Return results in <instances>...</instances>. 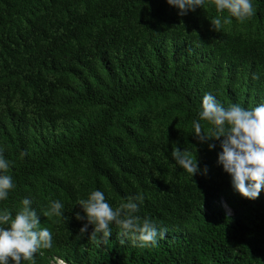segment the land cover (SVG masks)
I'll return each instance as SVG.
<instances>
[{"label": "trees", "instance_id": "1", "mask_svg": "<svg viewBox=\"0 0 264 264\" xmlns=\"http://www.w3.org/2000/svg\"><path fill=\"white\" fill-rule=\"evenodd\" d=\"M209 5L178 15L166 0H0V148L16 185L0 207L14 215L28 197L53 234L21 264H264V189L233 190L216 162L223 137L201 143L191 123L205 92L225 107L264 102V0L219 31ZM176 147L207 174L177 166ZM94 189L112 207L142 194L136 215L164 236L140 248L115 224L103 243L92 225L80 234L76 203ZM51 200L62 217L43 215Z\"/></svg>", "mask_w": 264, "mask_h": 264}, {"label": "clouds", "instance_id": "2", "mask_svg": "<svg viewBox=\"0 0 264 264\" xmlns=\"http://www.w3.org/2000/svg\"><path fill=\"white\" fill-rule=\"evenodd\" d=\"M166 3L175 7L178 15H184L189 10L202 8L205 0H166ZM209 6L214 7L218 14L209 20L214 31H219L230 17L237 22H244L252 18L256 11L253 0H210ZM225 11L228 15H220ZM202 121L211 127L202 130ZM191 123L192 133L201 143L223 137L219 140L221 150L217 153L216 162L229 174L233 190L245 198L255 199L264 189V102L251 108L238 103L225 107L212 93L205 92ZM207 147L212 149L214 144L207 143ZM171 157L177 166L191 176L196 173L207 174V166H198L196 155L194 158L187 150L172 148ZM10 163L0 148V201H6L10 191L16 187L12 176L7 174ZM143 199V195L137 193L126 202L112 207L101 190L90 191L86 199L76 203L83 215L79 211L74 215L78 220L85 221L78 232L83 235L92 225L88 237L93 242L103 243L112 233L110 225L115 224L121 237L133 245L140 248L154 247L158 237L164 236L165 229L158 227L147 216L141 218L136 215ZM31 203L28 197L22 198L21 207L14 215L7 207H0V264L31 261L38 250L52 247L53 234L47 227H40L41 222ZM62 208L60 200H51L43 215L62 217Z\"/></svg>", "mask_w": 264, "mask_h": 264}, {"label": "rangeland", "instance_id": "3", "mask_svg": "<svg viewBox=\"0 0 264 264\" xmlns=\"http://www.w3.org/2000/svg\"><path fill=\"white\" fill-rule=\"evenodd\" d=\"M220 205H221V207L224 208V210L226 212H230V208L224 202H221ZM61 262L62 261H60V260H55V261L52 262V264H61ZM63 264H65V263L63 262Z\"/></svg>", "mask_w": 264, "mask_h": 264}]
</instances>
